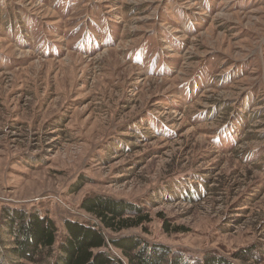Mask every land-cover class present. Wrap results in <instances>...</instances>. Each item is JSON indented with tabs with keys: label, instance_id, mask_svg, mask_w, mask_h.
I'll use <instances>...</instances> for the list:
<instances>
[{
	"label": "rangeland",
	"instance_id": "1",
	"mask_svg": "<svg viewBox=\"0 0 264 264\" xmlns=\"http://www.w3.org/2000/svg\"><path fill=\"white\" fill-rule=\"evenodd\" d=\"M95 195L149 222L105 229ZM5 208L264 264V0H0Z\"/></svg>",
	"mask_w": 264,
	"mask_h": 264
},
{
	"label": "trees",
	"instance_id": "2",
	"mask_svg": "<svg viewBox=\"0 0 264 264\" xmlns=\"http://www.w3.org/2000/svg\"><path fill=\"white\" fill-rule=\"evenodd\" d=\"M81 209L94 215L105 229L113 232L149 222L148 216L141 215L136 206L98 195L85 198ZM63 225L66 236L57 244V228L52 220L38 212L5 208L0 221V243L6 233L13 243L8 249L0 245L6 249L0 250V257L3 254L14 258L11 264L34 263L43 251L49 255L57 251L51 264H190L188 259L171 254L168 248L150 245L134 236L110 239L92 226L70 220ZM110 247L118 250L125 261L113 256ZM202 264L229 263L220 258H205Z\"/></svg>",
	"mask_w": 264,
	"mask_h": 264
}]
</instances>
